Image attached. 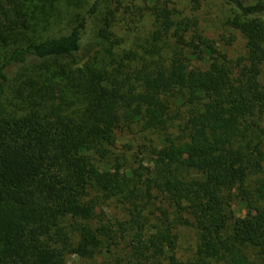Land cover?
Here are the masks:
<instances>
[{
	"label": "trees",
	"instance_id": "trees-1",
	"mask_svg": "<svg viewBox=\"0 0 264 264\" xmlns=\"http://www.w3.org/2000/svg\"><path fill=\"white\" fill-rule=\"evenodd\" d=\"M226 1L227 22L247 40L236 61L166 3L152 6L156 29L142 50L121 51L115 9L90 41L85 14L65 31L29 35L54 10L0 0V264H67L69 254H103L106 264L264 258V0ZM102 6L93 0L89 15ZM86 41L104 56L79 63ZM123 129L157 135L143 144L148 165L116 153ZM155 193L173 210H150ZM111 201L128 217L110 215ZM178 225L196 232L187 259Z\"/></svg>",
	"mask_w": 264,
	"mask_h": 264
},
{
	"label": "rangeland",
	"instance_id": "rangeland-1",
	"mask_svg": "<svg viewBox=\"0 0 264 264\" xmlns=\"http://www.w3.org/2000/svg\"><path fill=\"white\" fill-rule=\"evenodd\" d=\"M49 4L46 9L54 10L53 15H47L42 20L44 14L40 15L38 26L35 30L29 31V35H51L65 31L68 24L79 14H85L90 17L88 27L89 40L94 41L93 35L103 23V17L109 8L115 9L116 15L113 21V31L117 38L124 39L120 45L123 48H134L142 50V45H146L152 39L153 31L156 29L152 6L155 3H166L170 8L180 11L183 15L194 17L198 21V31L204 36L214 40L215 45L232 61H236L240 56L246 53V37L238 29L232 28L227 22V18L232 12V6L226 0H102V7L96 15H89V8L93 0H59L56 4L53 0H42ZM105 6V7H104ZM44 9V10H46ZM33 26V25H32ZM32 28V27H31ZM84 44L83 48L76 56L79 63H82L98 55L100 58L104 56L102 44L98 41L94 45ZM122 51V50H121ZM196 65L205 68V64L196 63ZM261 81L264 83V64L260 75ZM145 137L139 133H135L130 129H123L117 133L116 153L126 158L129 164L137 167L139 164L148 165L149 151L143 145L150 148L154 143L159 141L157 135L145 132ZM154 141V143H153ZM156 195V196H155ZM239 207L238 205H236ZM168 208V200L162 195L155 193L151 199L148 208L154 210L159 216L161 209ZM106 210L110 215H114L119 219L128 217L124 206L116 201H111ZM243 210L239 213H244ZM178 234L179 251L178 256L187 259L192 256L193 249L196 245V232L194 227L188 225H178L175 228ZM106 258L103 254H97L93 257H81L77 254H69L67 264H106ZM254 260V259H253ZM256 260V259H255ZM254 260L252 264H264V258L258 262ZM260 261V262H259Z\"/></svg>",
	"mask_w": 264,
	"mask_h": 264
}]
</instances>
